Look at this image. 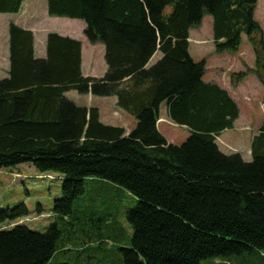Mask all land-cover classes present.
<instances>
[{"label":"trees","instance_id":"trees-1","mask_svg":"<svg viewBox=\"0 0 264 264\" xmlns=\"http://www.w3.org/2000/svg\"><path fill=\"white\" fill-rule=\"evenodd\" d=\"M23 1L0 0V14L18 13ZM258 1L47 0L50 17L83 22L86 40L103 45L102 78L82 76L80 42L50 34L46 59H35L32 33L10 24V76L0 80V170L31 164L41 175H60V218L72 215L89 180L136 197L122 264L226 263L254 253L264 259V123L252 139L251 162L222 153L215 140L233 128L239 110L226 90L204 82L205 60L195 62L188 51L190 30L211 16L217 54L238 51L245 35L255 56L254 67L231 80L253 74L264 91ZM157 52L161 59L148 67ZM71 91L116 98L135 127L127 134L102 124L96 107L65 97ZM162 104L189 132L180 146L157 128ZM20 208L0 213V225L27 216ZM60 238L56 225L44 233L22 225L0 230V264H53Z\"/></svg>","mask_w":264,"mask_h":264},{"label":"rangeland","instance_id":"rangeland-1","mask_svg":"<svg viewBox=\"0 0 264 264\" xmlns=\"http://www.w3.org/2000/svg\"><path fill=\"white\" fill-rule=\"evenodd\" d=\"M255 20L260 23L264 33V0L258 1ZM63 28L64 32H73L72 28L61 23V29ZM196 29L198 31L192 32V36L198 33L208 45L203 46L204 56L200 57L193 53V46H191L192 59L195 62L205 60L210 70L223 62L227 65L228 71L226 78H222V81L231 83L232 87L236 86L237 80L232 81L231 76L252 69L255 63V56L246 36H242L238 51L225 55L220 62H217L215 59L217 53L211 46L212 17L205 15L200 27ZM97 45L100 51L95 49L94 58L104 67V47L102 44ZM160 55L157 53L153 64L159 60ZM92 74L100 76L99 68L94 69ZM212 76L208 72L204 75V82ZM249 79L251 81L248 88L249 98L244 101L240 97L242 100L238 102L241 113L239 121L233 130L220 135L215 140L222 153L240 154L242 160L247 163L252 161L250 152L252 136L258 133L264 123V91L261 90V83L255 76ZM67 99L77 106L90 104L103 108L102 110L107 111V114L118 109L109 102H105L108 100L104 98L90 99L77 92L69 94ZM164 112L166 108L165 104H162L160 116H163ZM130 117L132 116L125 118L126 126L130 125ZM171 124L170 128L166 129L168 137L162 130L161 132L169 138V141L171 140V144L180 146L188 138L189 132L186 128L176 126L172 122ZM62 189L63 178L60 175H41L31 164H21L0 170V213L16 207H18L16 212L21 211L20 207L27 211V216L22 217L16 224L8 225L6 222V225H0V230H11L15 225H22L31 231L44 233L52 225H56L61 230V238L52 259L53 264H122L121 250L131 248L130 241L133 237V229L127 220V215L137 205V198L125 189L107 181L89 180L85 182L83 194L79 195L74 202L72 215L68 218H60L55 215L54 202L62 199ZM64 248L66 250H63ZM240 261L243 263L247 261V264H264V259L255 253L237 257L231 262L207 260L201 264H239Z\"/></svg>","mask_w":264,"mask_h":264},{"label":"crops","instance_id":"crops-1","mask_svg":"<svg viewBox=\"0 0 264 264\" xmlns=\"http://www.w3.org/2000/svg\"><path fill=\"white\" fill-rule=\"evenodd\" d=\"M257 11V10H256ZM63 19V20H61ZM61 23L65 26L72 28L73 32H64L65 29H61ZM14 24L25 31H29L33 35V50H34V58L35 59H46L47 57V40L50 34H56L59 37L69 38L71 40H75L81 43V74L83 77H97L92 74V71L96 68L100 70V76L102 77L107 71V65L104 60V67L100 62H96L94 58L95 49L97 48L99 51L100 49L97 47V44H90L83 35V31L85 29V24L79 20H70L66 18H56L50 17L47 11V0H24L21 6V9L16 14H0V80L8 79L10 76V69H11V61H10V40H9V25ZM83 24V25H82ZM63 31V32H62ZM198 29H191L189 32V46L188 51L190 56L191 53V46H193V53L200 57L204 56L203 54V46L208 45L205 41H203L198 33L192 36V32H197ZM82 32V34H81ZM211 46L214 47L213 42ZM160 54L159 52H157ZM157 53L151 58L148 63V67L153 66V60L157 56ZM225 55H229V53L217 54L215 59L217 62H220ZM162 55H160L159 60L161 59ZM192 57V56H191ZM226 64L223 62L220 65L213 66L210 70L208 62L206 63V72L205 75L209 72L213 75L206 83L216 84L220 86L222 89L226 90L230 96V98L236 103L238 107V102L249 98L250 92L248 88L251 85L250 77L254 76L253 74L247 75L244 79L236 83V86L232 87L231 83L222 81V78H226V72L228 69L226 68ZM212 72V73H211ZM97 77V78H98ZM204 80V78H203ZM263 90L262 86L260 87ZM74 93V91L68 92L65 94V97L69 94ZM86 98L93 99L95 97L91 96L90 94L84 95ZM241 97V98H240ZM104 100H108L105 102H109L111 105H114L116 108L117 106V99L114 97L111 98H104ZM103 102L104 104H106ZM80 106L85 107H94L90 104H83ZM97 108V107H96ZM166 108V105H165ZM99 112V120L102 124L113 126V127H120L126 130V132H130L135 127V120L131 119L130 117V125H125V118L129 117L126 112L122 111L121 109H117L112 111L111 113L107 114V111L104 112L101 108H97ZM239 110V107H238ZM166 113V114H165ZM116 115V116H115ZM240 110L238 119L234 122L232 129H227L223 131L220 135L225 134L234 129L235 124L240 119ZM166 116V117H165ZM171 121L166 112H164L163 116H160L159 113V121L157 123V128L159 132L162 134L161 130L165 135L167 134L168 128L171 126ZM183 128V127H182ZM247 128V127H245ZM248 129V128H247ZM246 129V130H247ZM163 135V134H162ZM257 134H254L256 136ZM167 136V135H166ZM163 137L167 140L168 143H172L169 138Z\"/></svg>","mask_w":264,"mask_h":264}]
</instances>
